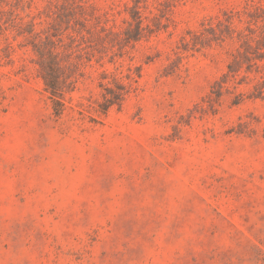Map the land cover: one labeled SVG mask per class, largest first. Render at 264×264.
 <instances>
[{
    "label": "rangeland",
    "instance_id": "rangeland-1",
    "mask_svg": "<svg viewBox=\"0 0 264 264\" xmlns=\"http://www.w3.org/2000/svg\"><path fill=\"white\" fill-rule=\"evenodd\" d=\"M0 264H264V0H0Z\"/></svg>",
    "mask_w": 264,
    "mask_h": 264
}]
</instances>
